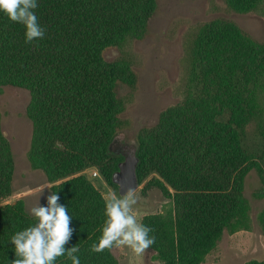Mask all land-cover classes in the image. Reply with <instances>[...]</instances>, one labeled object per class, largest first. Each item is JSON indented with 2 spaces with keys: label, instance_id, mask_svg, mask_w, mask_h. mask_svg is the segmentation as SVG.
<instances>
[{
  "label": "trees",
  "instance_id": "trees-1",
  "mask_svg": "<svg viewBox=\"0 0 264 264\" xmlns=\"http://www.w3.org/2000/svg\"><path fill=\"white\" fill-rule=\"evenodd\" d=\"M226 1L242 11L264 3ZM156 5L157 0H38L35 12L45 35L35 43H25L23 26L0 14V84L30 93L32 166L54 183L51 193L72 215L74 231L65 247H79L80 264L117 262L115 246L89 249L101 234L106 199L82 173L97 167L103 180L116 186L111 176L122 158L114 150L120 134L115 86L133 77L126 63L109 62L103 53L142 35ZM184 67L182 99L131 139L140 183L155 174L152 183L173 189L169 212L141 220L156 237L146 250L168 264H199L241 210L242 177L256 162L246 138L264 123V40L229 19L214 18L189 37ZM13 171V152L0 125V201L15 193ZM261 178L264 188V169ZM32 221L24 199L0 205V264L15 259L8 239ZM56 264L71 261L65 255Z\"/></svg>",
  "mask_w": 264,
  "mask_h": 264
},
{
  "label": "rangeland",
  "instance_id": "rangeland-1",
  "mask_svg": "<svg viewBox=\"0 0 264 264\" xmlns=\"http://www.w3.org/2000/svg\"><path fill=\"white\" fill-rule=\"evenodd\" d=\"M217 17L229 19L256 40H264V3L256 10L242 11L232 9L226 0H157L142 35L104 51L107 61L126 63L134 78L119 81L115 86L120 104L117 128L122 141H132L141 127L154 124L161 111L182 99L188 39L198 25ZM29 101L27 89L0 84V125L13 152L12 183L15 190L13 195L0 201V205L24 199L30 213L36 200L39 205H46V197L51 194L50 187L54 183L47 182L45 174L32 166L35 124L29 117ZM246 145L249 152L255 153L256 162L247 166L242 177L241 210L218 235L214 248L199 264L264 261V188L261 178L264 123L260 131L247 136ZM117 149L114 145V150ZM258 153L262 158H258ZM94 170L98 172L97 176L91 175ZM82 173L96 184L106 201L119 196L117 187L106 183L97 167H90ZM154 177L157 176L147 175L132 193L137 201L134 214L140 222L147 214L164 215L173 207V189L167 184L161 188L156 181L152 183ZM151 184L155 187L150 188ZM39 185L48 188L39 194L35 191ZM114 255L116 264H168L154 250L136 254L126 246H115Z\"/></svg>",
  "mask_w": 264,
  "mask_h": 264
},
{
  "label": "clouds",
  "instance_id": "clouds-1",
  "mask_svg": "<svg viewBox=\"0 0 264 264\" xmlns=\"http://www.w3.org/2000/svg\"><path fill=\"white\" fill-rule=\"evenodd\" d=\"M38 0H0V14L24 28V42L35 43L45 35V27L39 23L35 9ZM48 186L39 185V194ZM53 191L46 197V205L36 204L30 208L32 223L16 231L8 240L13 246L15 259L11 264H56L57 258L67 256L71 264H80L77 245L65 247L74 231L69 226L72 215L68 207L59 203ZM136 197L131 191L110 198L103 209L104 220L98 239L89 245L91 252H102L114 246H126L136 254H143L155 243L153 229L138 221L134 214Z\"/></svg>",
  "mask_w": 264,
  "mask_h": 264
},
{
  "label": "water",
  "instance_id": "water-1",
  "mask_svg": "<svg viewBox=\"0 0 264 264\" xmlns=\"http://www.w3.org/2000/svg\"><path fill=\"white\" fill-rule=\"evenodd\" d=\"M117 153L121 155V160L117 168L113 171L111 181L117 187L118 195L132 193L139 187L140 181L137 176V144L134 141H122L116 137Z\"/></svg>",
  "mask_w": 264,
  "mask_h": 264
},
{
  "label": "built area",
  "instance_id": "built-area-1",
  "mask_svg": "<svg viewBox=\"0 0 264 264\" xmlns=\"http://www.w3.org/2000/svg\"><path fill=\"white\" fill-rule=\"evenodd\" d=\"M91 175L92 176H97L98 175V172L96 170H94V171L91 172Z\"/></svg>",
  "mask_w": 264,
  "mask_h": 264
},
{
  "label": "crops",
  "instance_id": "crops-1",
  "mask_svg": "<svg viewBox=\"0 0 264 264\" xmlns=\"http://www.w3.org/2000/svg\"><path fill=\"white\" fill-rule=\"evenodd\" d=\"M84 171H87V169L86 170H84ZM93 182V181H92ZM93 184L96 186V184L93 182ZM97 187V186H96ZM98 188V187H97Z\"/></svg>",
  "mask_w": 264,
  "mask_h": 264
}]
</instances>
